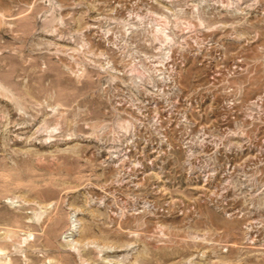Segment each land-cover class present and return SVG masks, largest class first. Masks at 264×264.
Returning <instances> with one entry per match:
<instances>
[{
    "label": "rangeland",
    "instance_id": "374dc122",
    "mask_svg": "<svg viewBox=\"0 0 264 264\" xmlns=\"http://www.w3.org/2000/svg\"><path fill=\"white\" fill-rule=\"evenodd\" d=\"M0 264H264V0H0Z\"/></svg>",
    "mask_w": 264,
    "mask_h": 264
}]
</instances>
